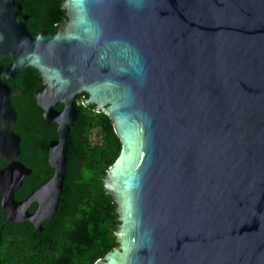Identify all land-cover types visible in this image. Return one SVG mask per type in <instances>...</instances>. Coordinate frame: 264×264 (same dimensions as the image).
Listing matches in <instances>:
<instances>
[{
    "label": "water",
    "instance_id": "95a60500",
    "mask_svg": "<svg viewBox=\"0 0 264 264\" xmlns=\"http://www.w3.org/2000/svg\"><path fill=\"white\" fill-rule=\"evenodd\" d=\"M55 34L0 0V196L7 220L42 231L58 210L79 95L112 119L122 151L104 179L121 246L96 264H264V0H64ZM10 58L3 66L1 61ZM39 71L34 97L58 124L54 177L33 171L7 83ZM65 108L57 110L60 105ZM38 204L35 213L29 209Z\"/></svg>",
    "mask_w": 264,
    "mask_h": 264
},
{
    "label": "trees",
    "instance_id": "16d2710c",
    "mask_svg": "<svg viewBox=\"0 0 264 264\" xmlns=\"http://www.w3.org/2000/svg\"><path fill=\"white\" fill-rule=\"evenodd\" d=\"M16 1L29 17L26 24L33 34H55L67 20L60 8L64 0ZM9 61L4 59L2 64ZM7 83L24 92L12 99L18 115L14 130L22 139L18 161L33 171L15 194L23 201L55 175L50 151L52 142L59 140V125L45 121L34 97L42 87L38 70L28 67ZM87 98L89 94L84 93L76 100L80 116L72 127L64 192L55 215L43 222V230L37 232L30 221L7 220L0 196V264H96L120 246L111 229L121 225L118 203L106 191L104 179L119 158L123 142L109 115L98 112L95 105H85ZM63 108L60 104L56 109ZM6 166L5 161L0 162V169ZM37 209L34 203L29 211Z\"/></svg>",
    "mask_w": 264,
    "mask_h": 264
},
{
    "label": "flooded vegetation",
    "instance_id": "af4514ba",
    "mask_svg": "<svg viewBox=\"0 0 264 264\" xmlns=\"http://www.w3.org/2000/svg\"><path fill=\"white\" fill-rule=\"evenodd\" d=\"M27 16V15H26ZM11 63V61H9L7 64H2V61H1V64L3 65V66H8L9 64ZM42 81H43V79H42V77H41V84H42ZM10 85V84H9ZM11 86H15V85H11ZM16 87V86H15Z\"/></svg>",
    "mask_w": 264,
    "mask_h": 264
},
{
    "label": "rangeland",
    "instance_id": "374dc122",
    "mask_svg": "<svg viewBox=\"0 0 264 264\" xmlns=\"http://www.w3.org/2000/svg\"><path fill=\"white\" fill-rule=\"evenodd\" d=\"M118 237V239H119V236H117ZM121 249V246H120V248H119V250Z\"/></svg>",
    "mask_w": 264,
    "mask_h": 264
}]
</instances>
